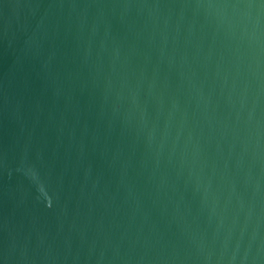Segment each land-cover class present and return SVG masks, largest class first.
<instances>
[{
	"label": "water",
	"instance_id": "water-1",
	"mask_svg": "<svg viewBox=\"0 0 264 264\" xmlns=\"http://www.w3.org/2000/svg\"><path fill=\"white\" fill-rule=\"evenodd\" d=\"M0 264H264V0H0Z\"/></svg>",
	"mask_w": 264,
	"mask_h": 264
}]
</instances>
